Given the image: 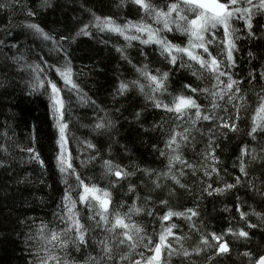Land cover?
Masks as SVG:
<instances>
[{
  "label": "snow or ice",
  "instance_id": "1",
  "mask_svg": "<svg viewBox=\"0 0 264 264\" xmlns=\"http://www.w3.org/2000/svg\"><path fill=\"white\" fill-rule=\"evenodd\" d=\"M129 4L136 19L86 8L89 19L81 21L73 35L71 30L53 34L39 22L53 7L52 0H0V10L9 15L23 11L28 18L18 26L23 31L15 33L14 40L8 39L14 28L0 37V72L5 77L0 88L23 83L22 100L46 102L52 170L63 185L51 220L17 218L19 233L15 228L12 233L0 231V244L13 234L23 237L24 264H224L233 257L239 264H264V210L258 212L252 205L246 210V201L235 191L245 189L264 207V0H119L116 7ZM100 34L107 38L99 42L111 44L131 69V79L117 78L113 100H128L138 126L133 130L152 141L153 152L164 158L162 168L114 158L120 154L114 152L117 146L130 155L117 128L121 118L127 121V109L101 107L84 91L82 69L77 71L73 64L77 39ZM28 35L33 44L25 46L21 37ZM241 41L255 45L246 54L247 71L236 55ZM180 72L195 79L180 80L177 87L173 77ZM73 97L80 107L92 110L90 117L86 114L89 123L79 125L88 129L83 137L70 127ZM148 114L160 121L145 127ZM242 119L245 139L236 147L232 169L221 168L226 145L218 141L239 134ZM169 121L165 132L162 125ZM128 123L131 127L132 121ZM21 124L27 144L15 139L16 128L0 124V169L7 173L16 163H35L48 172L38 150L41 129L26 120L16 127ZM157 132L161 135L154 136ZM198 138L204 141L199 151ZM189 150L199 156L197 162L187 158ZM97 167L98 175L93 171ZM186 178H195L199 197ZM179 190L191 194L195 206H174ZM229 193L235 196V213L228 226L209 229L198 210L199 199ZM224 211L232 210L226 206ZM177 221L187 225V233Z\"/></svg>",
  "mask_w": 264,
  "mask_h": 264
},
{
  "label": "trees",
  "instance_id": "2",
  "mask_svg": "<svg viewBox=\"0 0 264 264\" xmlns=\"http://www.w3.org/2000/svg\"><path fill=\"white\" fill-rule=\"evenodd\" d=\"M35 4V0H32ZM53 7L49 8L47 11L43 12L39 17V22L46 30H54L53 34L65 33L67 34L71 30L72 34L80 26V22H86L89 19V14L85 11L86 8H91L98 14L103 15H113L114 17L126 18V19H136L137 13L132 5H128L127 8H117L116 5L119 4V0H52ZM28 19L23 11H17L11 15L0 10V37H3V32L8 28H14V33L12 36L8 37L9 40L15 39V33L22 32L23 29L18 27ZM103 34H100L95 39H89L88 37H80L77 39L76 43L72 45L75 50L73 64L77 71L82 73L79 77L80 83L84 88V91L88 93L93 99L97 101L101 107H106L108 110H113L115 108H121L122 110L127 109L125 115L127 116V121L121 118L120 123L117 128L120 132V143H126L128 145V150L130 155L123 154V150L119 149L117 146L114 152L119 150L118 155H115L117 161H122L124 164H128L131 161L139 163L142 167H151L153 169H159L163 167L164 158L159 156L158 152H153L151 148V143L147 135H137V132L133 129H137L133 117L130 115L131 107L128 100L124 97H117L113 100V93L115 92V86L118 83V77L131 79L132 76L129 74L130 67L125 66V62L119 59L118 53H116L111 44L105 47L99 42L101 39H106ZM113 39H116L113 37ZM21 42L25 46L33 44V38L28 36H22ZM39 41H35L36 45H39ZM123 43V40H120ZM241 51L236 55L240 58V63L247 71L250 65H247L245 61L247 60V51L249 48H255V45L241 41L240 42ZM21 51H24L22 47ZM132 54L135 55L134 50ZM264 53V50H260ZM255 63V62H254ZM159 66L158 64L153 65ZM4 73L0 72V80H3ZM190 74L185 72L177 73L173 77L176 81L175 86H179V81L184 80L185 82L189 80H194ZM24 87L23 83H16L15 87H8L6 90L0 88V124L7 122L11 127L16 128L17 135L15 139L21 140L24 144H27V130L23 129V125L16 127L17 123L21 120H26L29 123H36L41 129V140L40 145H38V150H42L43 157L48 164V172H43L39 165L33 164H14L13 169L9 172H4L0 169V231H6L12 233L13 229H16V234L19 233L20 226L16 224L17 218H24L27 216L31 217H43L46 220L52 219V212L55 210V205L59 203L60 195L63 189V185L59 182L57 174L52 170V153L50 151V141L47 133L49 132V125L51 123L46 112V102L41 103L37 101L33 104H27L22 100L21 89ZM5 91L11 93V95H6ZM254 90L249 91V96H253ZM73 99V111H72V121L70 125L75 130L77 136L88 135V129L82 128L79 125L81 123H89L87 117L92 115V110L90 108L80 107L75 102V97ZM142 100L137 101L136 110L139 111V104ZM252 109L249 108L248 112ZM87 114V117H86ZM103 115V113H101ZM119 115V113H115ZM242 117L244 113L241 114ZM79 117V121H77ZM128 121H132L131 127ZM159 116H153L148 114V120L145 127H150L154 122H159ZM245 123L246 121L242 119L241 121V131L239 134L230 133L229 141H218L223 145L224 152L221 155V168L232 169V164L235 161L236 147L240 144L241 140L245 139ZM122 125V126H121ZM165 132L171 126V122L162 125ZM23 129V130H22ZM142 132V130H140ZM154 136H160L159 132L154 133ZM207 136V133H205ZM161 147L163 143L161 142ZM204 147V141L198 138L197 150H201ZM71 148L74 150L76 148L75 143L71 144ZM219 154V153H218ZM17 155H19L17 153ZM187 158L192 160V162H197L200 158L194 155L190 150L187 152ZM93 171L98 175L100 169L97 167ZM235 175V170L232 171L230 176L226 178L228 180L232 179ZM27 177V179H25ZM41 179L44 183H41ZM188 183L192 184L194 191L199 197V185L194 183L195 178H186ZM23 181V182H21ZM241 199L246 201L245 209L247 205H252L256 211L264 210L261 206L260 200L257 197L254 201L251 193L246 194V190L241 188L238 190ZM178 200H174V206L182 210V207H193L195 206L193 196L191 194L183 193V190H179ZM119 199V196L116 197ZM128 200V197H125ZM235 201V196L229 193L225 196H215L209 197L205 195L202 199H199L198 210L202 213V217L205 221V225L209 229L220 230L226 228L229 224L230 217L235 213L233 208V203ZM227 206L231 209V212L224 211ZM252 222H256V217H250ZM38 222V221H37ZM237 219L232 220V225L236 226L238 224ZM181 224L185 233L188 232L187 225L183 221H177ZM16 234H13L10 241L0 244V264H24L23 257L26 253L22 252L23 248V237L20 239L16 238ZM194 235V234H193ZM239 264L235 261L233 257L232 261H225L224 264Z\"/></svg>",
  "mask_w": 264,
  "mask_h": 264
}]
</instances>
